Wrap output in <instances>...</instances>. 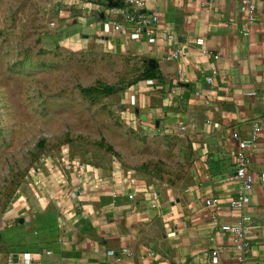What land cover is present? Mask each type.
I'll use <instances>...</instances> for the list:
<instances>
[{
  "label": "crops",
  "instance_id": "obj_1",
  "mask_svg": "<svg viewBox=\"0 0 264 264\" xmlns=\"http://www.w3.org/2000/svg\"><path fill=\"white\" fill-rule=\"evenodd\" d=\"M250 1L257 19L249 36L243 35L241 0H146L147 14L160 22L138 40L132 27L106 37L111 47L151 63L155 76L130 94L132 117L162 130L182 129L191 139L192 166L169 184L118 168L50 164L17 217L25 220L18 224L22 249L9 264L25 254L43 264H116L109 252L122 264H212L215 250L218 264H240L234 237L221 226L237 225L244 215L252 222L242 264H264V0ZM96 17L102 27L126 21L122 11ZM176 50L183 54L168 59ZM254 125L261 131L252 157L256 181L249 202L237 210L230 205L240 194L231 135L239 130L249 137ZM213 199L219 200L217 221L207 205Z\"/></svg>",
  "mask_w": 264,
  "mask_h": 264
},
{
  "label": "rangeland",
  "instance_id": "obj_2",
  "mask_svg": "<svg viewBox=\"0 0 264 264\" xmlns=\"http://www.w3.org/2000/svg\"><path fill=\"white\" fill-rule=\"evenodd\" d=\"M109 5L0 0V264L22 249L17 217L50 164L118 168L169 184L192 166L182 129L132 117L130 94L155 71L107 43L96 16Z\"/></svg>",
  "mask_w": 264,
  "mask_h": 264
},
{
  "label": "built area",
  "instance_id": "obj_3",
  "mask_svg": "<svg viewBox=\"0 0 264 264\" xmlns=\"http://www.w3.org/2000/svg\"><path fill=\"white\" fill-rule=\"evenodd\" d=\"M119 3L117 1L110 0V9L108 12L110 14H116V11H122L125 14L126 21L121 23L116 20H112L111 23H106L103 26L104 32L109 35L112 32H126L128 27H132L133 39H141L143 33L149 26L154 23L160 22V18L157 15H148L146 0H124V7L119 8ZM122 9V10H119ZM239 12L244 24V36L250 35V27L255 23L257 19V7L254 2L250 0H241ZM171 40H175L174 36L170 37ZM154 42V39H150ZM199 45L204 44V40H198ZM183 54L182 50L173 51L168 59L178 58ZM215 58H218L216 56ZM209 83L213 82V78L208 79ZM152 83V82H151ZM260 127L254 125L253 131L249 137H243L239 130H234L232 132V139L236 142V153H235V170L236 179L239 182L240 194L237 198L231 201L230 205L232 208L237 210H243L246 204L249 202L248 191L255 184V177L252 168V157L256 149L258 148L259 138H260ZM80 170H85V165L77 166ZM264 179V178H263ZM131 198H134L131 196ZM207 205L213 208V212L210 218L213 221H217L219 216V200H208ZM252 218L248 215H244L241 221L237 225H223L221 229L223 232H227L234 237V248L236 253V258L240 264L244 263L249 254V241L248 234L250 232ZM264 246V240H263ZM109 256L115 258L116 264H122V258L116 255L114 252H109ZM220 261V251H212V264H218ZM19 264H43L42 262L33 260L30 254H25Z\"/></svg>",
  "mask_w": 264,
  "mask_h": 264
},
{
  "label": "water",
  "instance_id": "obj_4",
  "mask_svg": "<svg viewBox=\"0 0 264 264\" xmlns=\"http://www.w3.org/2000/svg\"><path fill=\"white\" fill-rule=\"evenodd\" d=\"M85 37H89V36L87 35ZM17 222H18L19 225H24L25 224V220L23 218H19Z\"/></svg>",
  "mask_w": 264,
  "mask_h": 264
},
{
  "label": "trees",
  "instance_id": "obj_5",
  "mask_svg": "<svg viewBox=\"0 0 264 264\" xmlns=\"http://www.w3.org/2000/svg\"><path fill=\"white\" fill-rule=\"evenodd\" d=\"M123 7H124V5H123Z\"/></svg>",
  "mask_w": 264,
  "mask_h": 264
}]
</instances>
